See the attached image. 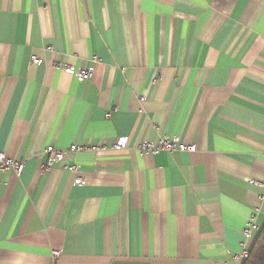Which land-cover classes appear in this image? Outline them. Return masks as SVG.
I'll return each instance as SVG.
<instances>
[{
    "label": "crops",
    "instance_id": "0c3cea01",
    "mask_svg": "<svg viewBox=\"0 0 264 264\" xmlns=\"http://www.w3.org/2000/svg\"><path fill=\"white\" fill-rule=\"evenodd\" d=\"M161 136L195 150H138ZM73 143L98 150L45 170ZM0 151L24 161L0 172V264H243L264 224V0H0Z\"/></svg>",
    "mask_w": 264,
    "mask_h": 264
},
{
    "label": "built area",
    "instance_id": "2783aa9c",
    "mask_svg": "<svg viewBox=\"0 0 264 264\" xmlns=\"http://www.w3.org/2000/svg\"><path fill=\"white\" fill-rule=\"evenodd\" d=\"M31 62L33 64H39L41 62L40 59L36 57L31 58ZM63 71L67 73L70 76H75L81 80H88L91 77V70H85L83 68H76L71 65H64ZM108 116V114H107ZM127 138L126 137H118L112 144L111 148L113 151H120L127 147ZM90 149L98 150L97 148H91L90 146L86 145H80V144H71L67 151L57 150L54 149L51 146H48L44 149V153L47 154V160L45 163V170L49 169L54 163L59 162L63 159L64 154L66 152L68 153H74V152H83ZM138 150L141 153H156L158 151H165V152H174V151H180V152H193L195 150L194 144H184L179 141L178 137L176 136H161L156 142L153 141H142L138 145ZM24 168V161L22 159H13L8 157L5 153L0 151V172L11 170L16 175H20V173L23 171ZM70 170L77 172V167L72 166L69 168ZM82 178L77 177L74 180L75 184H81ZM249 184L257 183L256 181L250 179L248 180ZM261 186L264 188V178L260 181ZM261 198L264 199V196L261 195ZM257 229V225L255 223V215L251 214V216L248 218V220L245 223L244 228L242 229V236L244 240H248L250 237L251 231ZM59 253L57 251H53L52 255L54 257H57ZM249 255V251L246 250L244 247H241L239 252L235 254L234 258L235 260H245Z\"/></svg>",
    "mask_w": 264,
    "mask_h": 264
},
{
    "label": "trees",
    "instance_id": "16d2710c",
    "mask_svg": "<svg viewBox=\"0 0 264 264\" xmlns=\"http://www.w3.org/2000/svg\"><path fill=\"white\" fill-rule=\"evenodd\" d=\"M243 264H264V224L249 251L248 257L243 260Z\"/></svg>",
    "mask_w": 264,
    "mask_h": 264
}]
</instances>
